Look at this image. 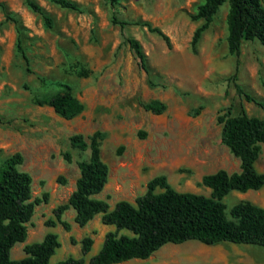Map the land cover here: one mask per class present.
<instances>
[{
    "label": "rangeland",
    "instance_id": "rangeland-1",
    "mask_svg": "<svg viewBox=\"0 0 264 264\" xmlns=\"http://www.w3.org/2000/svg\"><path fill=\"white\" fill-rule=\"evenodd\" d=\"M0 1L8 12L5 19L0 8V165L20 153L19 168L31 176L32 199H42L26 223L25 240L11 247L12 259L23 257L24 245L41 241L48 232L60 242L51 263L68 256L89 259L101 248L105 234L115 229L102 223L100 213L80 226L71 206L57 211L75 189L78 162L89 159V138L95 131L104 133L99 148L108 176L94 196L106 200L109 209L119 200L134 203L158 175H165L178 191L209 195L210 189L201 183L203 175L219 169L239 171V159L221 140L218 118L241 110L264 118V109L246 101L235 88L238 83L264 102V45L244 40L238 54L229 52L228 1L219 7L195 51L191 38L203 20L190 15L204 0H118L114 6L109 0H73L80 12L34 0L51 17V28L23 0ZM113 14L128 24L122 28L113 23ZM14 18L28 62L16 50ZM139 21L159 27L170 46L135 23ZM127 37L139 41L146 70ZM59 83L69 84L83 104L70 119L34 102L61 90ZM155 100L165 105L160 113L145 108ZM76 134L83 137L85 147L71 144ZM255 168L264 173V143ZM240 200L264 208V185L246 192L233 190L224 198L227 208ZM86 236L93 244L83 254L81 240ZM113 264H264V247L188 240L166 243L146 259Z\"/></svg>",
    "mask_w": 264,
    "mask_h": 264
},
{
    "label": "trees",
    "instance_id": "trees-1",
    "mask_svg": "<svg viewBox=\"0 0 264 264\" xmlns=\"http://www.w3.org/2000/svg\"><path fill=\"white\" fill-rule=\"evenodd\" d=\"M23 1L32 11L42 16L46 27H52L51 17L42 6L34 0ZM49 1L62 8L82 11L73 0ZM109 1L112 6L118 3V0ZM225 1H228L226 41L229 52L238 54L244 40L256 39L264 45V0H204L196 12L190 15L192 20H203L191 38L193 51ZM0 8L5 19L8 18L6 6L1 1ZM12 21L18 33L16 50L28 62L19 36L20 24L15 18ZM111 21L122 28L128 24L118 20L114 14ZM135 23L157 33L170 46L169 37L159 27L147 21ZM126 40L135 51L140 66L146 70V58L139 41L131 37ZM59 86L61 90L52 96L35 98L34 102L37 105L46 104L55 113L70 119L83 110V104L72 94L69 84L59 83ZM235 88L246 101L254 102L264 109L263 101L246 92L238 83H235ZM145 108L160 113L165 105L155 100L145 104ZM218 121L222 123V142L240 161L239 171L228 173L219 169L203 175L201 183L210 189L209 195L178 191L168 183L165 175H158L148 181L145 193L137 196L134 203L119 200L112 209H109L106 200L94 196L103 189L108 176V167L100 157L99 148L104 133L95 131L90 136L89 159L78 162L79 176L75 189L67 204L57 208L61 212L68 205L71 206L75 211L74 221L80 226L99 213L102 223L114 225L115 229L105 234L101 248L89 259L68 256L51 263L50 258L60 245L57 235L52 232L46 233L41 241L24 245L23 257H10L11 247L25 240L26 223L33 215L34 206L42 199H32L31 176L19 168L23 161L22 155L16 152L6 157L0 165V264L121 263L130 259H146L166 243L179 244L188 240H197L206 245L228 241L264 247V208L247 200H240L227 208L224 202L225 196L233 190L246 192L258 190L264 185V173L255 168L260 146L264 143V118L250 116L241 110L237 115L221 116ZM70 141L76 147L86 146L79 134L71 136ZM64 156L70 160L68 152ZM59 179L64 181L61 177ZM156 188L162 191L156 192ZM62 223L68 228L65 222ZM92 244L90 236L84 237L81 240L82 253L86 254Z\"/></svg>",
    "mask_w": 264,
    "mask_h": 264
}]
</instances>
